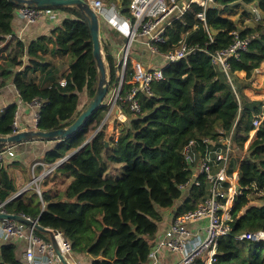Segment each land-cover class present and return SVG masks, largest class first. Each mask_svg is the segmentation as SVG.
<instances>
[{"label":"trees","instance_id":"obj_1","mask_svg":"<svg viewBox=\"0 0 264 264\" xmlns=\"http://www.w3.org/2000/svg\"><path fill=\"white\" fill-rule=\"evenodd\" d=\"M110 1L124 14H131V0ZM240 4L255 5L264 15V0H214L205 9V20L197 16L203 7L196 2H191L181 16L172 17L165 29L166 40L158 43L160 52L173 49L182 38L197 47L186 57L163 67L164 78L153 82L151 94L138 93L139 111L131 110L121 99L118 101L119 106L124 105L127 119L117 135H108L107 123L96 130L109 110L110 93L120 88L124 97L131 88L133 65L128 59L119 85L121 64L112 46L120 44L121 39L115 37L112 25L102 18L109 69L104 103L77 131L54 139L55 145L34 162L33 173L39 175L77 149L43 175L39 182L41 194L33 186L12 197L20 189L12 167L19 164L24 172L29 169L23 161L6 160L9 157L0 164V202L8 200L7 211L38 218L46 227L62 229L72 242L73 251L85 263L146 264L152 248L150 237L158 232L163 218L161 209L181 199L174 213L180 215L195 209L208 192L204 175H200L199 184L189 183L192 172L185 161L184 146L191 139L218 140L229 135L235 151L230 154L228 172L238 168L242 192L235 196L231 209L232 234L219 239L212 264H264L263 240L234 237L264 229V202L248 207L251 194L264 198V118L244 158L237 155L250 140L264 102L252 98L230 76L245 72V77L251 78L264 62V21L239 27L238 21L226 13ZM20 7L12 0H0V43L13 33V18ZM53 8L61 11V23L51 33L29 42L19 38L14 42L23 47L25 58L13 60L20 69L9 80L13 100L0 109V135L13 132L20 98L23 103L17 117L19 127L33 126L34 110L27 102L39 97L43 105L37 126L50 130L74 121L81 93L86 91L93 96L97 89L98 67L84 12L74 5ZM244 14L248 16L247 12ZM234 30L242 36H254L248 50L239 59H231L227 74L220 65L213 64L212 54L233 42ZM56 56L65 57L68 63V70L60 76L54 62ZM157 58L164 61L163 57ZM39 72L44 74L42 82L37 81ZM2 76L0 71V80ZM8 82L4 80L0 89ZM201 149L205 150L204 144ZM249 156L262 159L258 163ZM245 207L248 208L242 213ZM25 246L22 238H0V264H25Z\"/></svg>","mask_w":264,"mask_h":264},{"label":"built area","instance_id":"obj_2","mask_svg":"<svg viewBox=\"0 0 264 264\" xmlns=\"http://www.w3.org/2000/svg\"><path fill=\"white\" fill-rule=\"evenodd\" d=\"M91 7L97 12L99 17L105 19L119 32L134 40L141 39L153 55L164 58L161 62L142 63L139 58H133L129 55V46L124 52V56L120 59L121 64V80L122 85L127 60L131 59L133 65V75L131 80V88L126 92L125 96L120 95V88L113 93V105L118 106L117 113L120 118L127 119L124 111V105H118L121 99L129 105L133 111L140 110V102L137 98L138 93H152V84L164 78L163 67L167 63L177 61L186 57L193 52L197 46L190 44L186 39L182 38L178 44L166 52H160L158 43L166 40L165 29L170 24L174 15L181 16L188 9L191 2H196L203 7L197 16L205 20V9L207 5L214 0H131L129 9L131 14H124L122 10L110 0H87ZM251 11L254 20L258 23L263 20V13L259 7L252 5ZM61 11L53 7H39L22 5L19 13L26 20L32 22L40 18H55ZM233 42L226 48L212 54V62L220 65L225 72L231 68V59H239L245 51L248 50L251 39L254 35L242 36L239 30H234ZM62 83L65 79L61 80ZM17 94L20 97L19 91ZM23 101H18V109L16 119L13 123V132L19 131L18 124L19 109ZM27 105L34 110L33 126L26 128H37L42 109L43 101L39 97L33 98L27 102ZM264 118V110L260 117L254 121L255 130L259 127ZM12 132V133H13ZM205 145V150L201 149ZM248 147V146H247ZM211 148L215 153L216 171L212 170V160L210 156ZM244 148L240 159H243L246 152ZM235 149L231 144V137L223 135L218 140L204 137L201 141L191 139L184 146L183 153L185 161L192 172L189 183H200V175H204L208 182L207 195L199 202L195 209L186 211L180 215L174 216L169 227L160 236L158 242L151 248L149 261L146 264H159V252L162 248L173 254V262L171 264H212L218 241L221 237L232 234L231 225V209L234 205L235 196L242 192L239 185V170L234 169L232 173L228 172V161L230 154ZM16 153L9 144L0 146V164L9 157H15ZM249 159L260 162L261 156H249ZM46 169L39 175H34L37 191L41 194L39 187L40 179ZM228 184L227 186L225 184ZM182 184L181 187H185ZM226 186V187H225ZM8 200L0 202V212H8L5 204ZM231 206L227 209V204ZM12 213V212H11ZM25 215V214H24ZM32 220L39 221L38 218ZM205 220L204 224H200L196 231L189 227V223ZM51 232L46 233L38 230L35 226L27 225L14 219H0V238L7 240L11 237L22 238L25 241V249L23 251V259L25 264H63L61 258L57 254L56 247L62 252L69 264H92L91 261L85 263L80 254L73 251L72 242L65 236L64 231L58 228H50ZM237 239H250L254 241H264V229L257 231H245L234 234ZM165 264H168L165 262Z\"/></svg>","mask_w":264,"mask_h":264},{"label":"crops","instance_id":"obj_3","mask_svg":"<svg viewBox=\"0 0 264 264\" xmlns=\"http://www.w3.org/2000/svg\"><path fill=\"white\" fill-rule=\"evenodd\" d=\"M184 1L186 0H183V2ZM60 14L61 13H59L58 16L52 19L40 18L36 21L30 22L20 15L19 10L16 11L14 18H13V33L6 36L7 40L5 42L0 43V71L3 74L2 79L0 80V84L3 83L4 80L8 82L12 76V73L20 69V67H17V65L14 63L13 61L14 58L22 57V56L25 58L23 47L15 46L14 45L15 40L19 38L23 40L24 42H29L37 38L40 35L51 33L52 29H54L56 26L60 25L61 23L60 18H59ZM0 32H1V27H0ZM102 32H103V29H101V33ZM138 41H139L138 50L141 51V53H144L143 54L144 58H148V56L146 57L145 55L147 46L142 42L141 39H138ZM112 50L115 52V54L118 56V59H119L121 50H120V47H118V44H116L114 47L112 46ZM60 58L61 57L59 56H56L54 58L57 71H58V68H57L58 61L57 60ZM62 58H65V57H62ZM149 58L150 60L154 59L158 63L163 62V61H160L159 58L155 57V55ZM143 60L145 61L146 59H143ZM263 63L264 62H262V64L258 68L260 71L264 72ZM61 74L62 73L58 71V75L60 76ZM37 81H40V82L44 81V74H41L39 72L37 74ZM13 94H14V91H13L12 83L11 81H9L6 84V87H3L2 89H0V109L13 100V97H14ZM55 143L56 142L53 139H35L31 141H24L22 143H18L17 145L12 146L16 153V156L12 158H7L6 160H9V161L17 160L19 155L20 157H22V155L26 156L29 152H33L36 157L40 158L48 149L52 148L55 145ZM14 174L16 176L17 185H19L20 188H23L25 185L23 184V179H24L23 176L27 174L26 173L22 174L21 171H18V172L14 171ZM180 200H178L174 205L170 207L161 209L163 218L159 222L158 232L150 237L152 246L158 242L160 236L169 227L171 221L174 218V213L176 212V209L179 206L178 204L180 203ZM204 223H205V220L191 222L189 223V227L191 230L196 231L198 225L204 224ZM158 255L160 257L159 264H165V262L168 264H171L173 262L174 255L169 253L168 250H166L165 248H162Z\"/></svg>","mask_w":264,"mask_h":264},{"label":"water","instance_id":"obj_4","mask_svg":"<svg viewBox=\"0 0 264 264\" xmlns=\"http://www.w3.org/2000/svg\"><path fill=\"white\" fill-rule=\"evenodd\" d=\"M12 1L16 2L19 6H22L24 4L29 5V6H39V7L74 5V6H77L81 11H83L87 18L90 31H91L92 42H93V56L96 60V64L98 67L99 82H98L97 89L95 93L93 94L89 103L86 105L83 111L75 118V120L72 121L69 125L56 128V129H50V130H44L39 127L26 128V129H21L19 131H16V132H13L7 135H0V146L4 144H10V143H22L24 141H31L35 139H53L54 140V139L66 138L72 133H74L75 131H77L84 124L86 119L93 113V111L96 110L99 106H101L104 103V99L106 98V95L108 93L109 73H108V69L106 66L105 56L103 54L102 35H101V28H102L101 18L99 17L97 12L91 7V5L89 4L87 0H12ZM108 115H109V112L105 115L102 123L100 124L96 132L100 129L105 119H107ZM90 138H88V140H90ZM251 140L252 139H250V141ZM74 151L70 152L65 157L58 160L55 163V165H53L51 168H53L54 166L64 161ZM51 168L49 169V171L51 170ZM34 181L35 179H32L30 183H33ZM26 188L28 187L26 186L22 188L21 190L16 192L12 197L17 196ZM242 213H244V209L242 210ZM0 219H14V220L23 222L27 225L35 226L38 230L42 232H46V233L51 232V230L48 227L43 226L42 224H40L39 221L32 220L29 217L21 213L0 212ZM56 251L59 257L61 258L63 264H69L65 256L62 254V252L59 250L58 247H56Z\"/></svg>","mask_w":264,"mask_h":264},{"label":"rangeland","instance_id":"obj_5","mask_svg":"<svg viewBox=\"0 0 264 264\" xmlns=\"http://www.w3.org/2000/svg\"><path fill=\"white\" fill-rule=\"evenodd\" d=\"M118 4H119V2H118ZM251 7H252L251 5H247V6L241 5V4L240 5H236V6H234L233 10L229 11L226 14L231 16L236 21H238L239 27H241V28L243 26H250V25L253 26V25L257 24V22L254 20V15H253V13L251 11ZM245 8L249 9V10H246ZM246 12L248 13V16H246L247 14H244ZM263 21H264V19H263ZM111 29H112L111 31L114 32L115 37L121 39V41H120L121 43L118 44V46L120 47V50H121L120 59L124 56V52L129 46V48H128L129 49V55L132 56L133 58H139L142 61V63H145V64H149L150 62H152V63L156 62L154 59L150 60L149 57H152L153 53H151V51H149L148 48H146L147 50L145 51V55H146V57L148 56V58H144V56H143L144 53H141V51L136 49V48H138V42H139L138 39L135 38L131 42L129 37H127L126 35H124L121 32H119L113 26H112ZM103 34H104V31L101 33V35L103 36ZM103 44H104V42L102 40V47H103ZM103 54L105 56L106 66H107V69H108V62H107V59H106L104 47H103ZM155 57H157V56L155 55ZM143 59H146V60L144 61ZM57 61H58V65H57L58 71H60L61 73H64L67 70V68H68L67 61L65 60V58H62V57L60 59H58ZM108 73H109V69H108ZM230 76L234 80L235 84L237 86L243 87V90L247 94H249L252 98L258 99V100H262L264 102V72L263 71H260L259 68H258L256 70V73L251 78H246L245 77V72H238L237 75L232 73ZM113 93H110L111 95H109L110 97L108 98V101H107V103L110 104L109 110L107 111V113L109 112V115H108L107 119H105V121H104V123H107V133H108V135H117L119 133V130L121 129V126L125 123V120L123 121L124 118H120L119 114H118L119 112L117 113L118 106L116 104L113 105V99H112ZM91 98H92V96H90V94L88 92L85 91V92L81 93V101H80L81 103L79 105L78 115L83 111V109L89 103ZM263 109H264V105H263ZM101 127H100V129H101ZM92 134L88 138H90L92 136ZM252 137L254 138L255 136H251V133H250V137L249 138L253 139ZM251 141L248 139V141L245 143V147L246 148L250 144ZM242 154H243V152H240V151L237 152L238 156H241ZM210 156H211V160H212V170H213V172H215L216 171V165H215L216 161H215V153L213 152V148H211ZM38 158L39 157H36L33 152H29L26 156L22 155V157H20V155H19L18 159L16 158L17 160L23 161V163L25 162V164H27V168L29 169L26 172H24L22 167L19 164H15V166L12 167L13 173H14V171H16V172L21 171L22 174L26 173L27 176H29L28 177L29 179L27 177H26L27 179L26 178L23 179V184H25L24 187H26V186L27 187H33L34 186V188L37 189V184L35 182H33V183H30V182H31V180L34 177V173H33V167H34V164H35L34 162ZM24 176H26V175H24ZM14 177H15V180H16L15 174H14ZM225 185L227 186L228 184L226 183ZM39 187H40V185H39ZM62 187H63V184H60V188H62ZM21 189L22 188H20L19 190H21ZM250 198H251V200H250V202L248 204V207L249 206H254V205H257V204H261V203L264 202V198H259L258 194H254L253 193V194L250 195ZM248 207H245L244 211Z\"/></svg>","mask_w":264,"mask_h":264},{"label":"bare ground","instance_id":"obj_6","mask_svg":"<svg viewBox=\"0 0 264 264\" xmlns=\"http://www.w3.org/2000/svg\"><path fill=\"white\" fill-rule=\"evenodd\" d=\"M253 134H255V131L252 130V132H251V136H254ZM230 206H231V203L229 202V203L227 204V209H228Z\"/></svg>","mask_w":264,"mask_h":264}]
</instances>
